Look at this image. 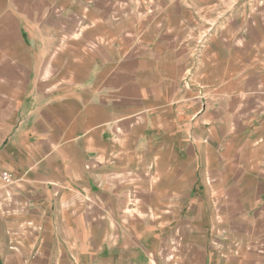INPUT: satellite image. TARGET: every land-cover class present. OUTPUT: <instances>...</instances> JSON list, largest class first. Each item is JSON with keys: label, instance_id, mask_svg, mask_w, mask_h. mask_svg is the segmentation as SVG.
I'll list each match as a JSON object with an SVG mask.
<instances>
[{"label": "crops", "instance_id": "crops-1", "mask_svg": "<svg viewBox=\"0 0 264 264\" xmlns=\"http://www.w3.org/2000/svg\"><path fill=\"white\" fill-rule=\"evenodd\" d=\"M2 170L0 264H264V0H0Z\"/></svg>", "mask_w": 264, "mask_h": 264}, {"label": "rangeland", "instance_id": "rangeland-1", "mask_svg": "<svg viewBox=\"0 0 264 264\" xmlns=\"http://www.w3.org/2000/svg\"><path fill=\"white\" fill-rule=\"evenodd\" d=\"M137 2V0H135ZM146 2V5L152 3L153 0H144ZM260 1V0H258ZM255 4L253 3L252 6H254ZM140 9V8H138ZM190 33H195L196 35V39L194 40V46H193V56L192 59L193 61L198 60L199 58V50H202V48L205 46L206 41L202 38L200 39V25H194L192 27H190ZM210 28V27H209ZM208 29V28H207ZM209 30V29H208ZM208 30H206L208 32ZM202 37H204V35H202ZM201 55V54H200Z\"/></svg>", "mask_w": 264, "mask_h": 264}, {"label": "built area", "instance_id": "built-area-1", "mask_svg": "<svg viewBox=\"0 0 264 264\" xmlns=\"http://www.w3.org/2000/svg\"><path fill=\"white\" fill-rule=\"evenodd\" d=\"M10 182H11L10 174L5 170L0 171V189L5 185H8Z\"/></svg>", "mask_w": 264, "mask_h": 264}]
</instances>
